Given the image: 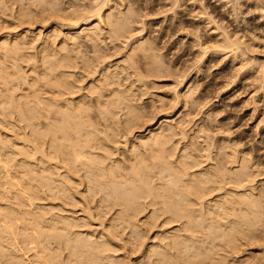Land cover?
Wrapping results in <instances>:
<instances>
[{
  "label": "bare ground",
  "instance_id": "6f19581e",
  "mask_svg": "<svg viewBox=\"0 0 264 264\" xmlns=\"http://www.w3.org/2000/svg\"><path fill=\"white\" fill-rule=\"evenodd\" d=\"M11 2L0 0V264H264L263 173L237 144L222 152L210 127L186 125L194 85L177 89L189 72L172 96L143 103L177 71L148 37L129 46L137 35L113 0ZM35 24L37 34L22 28ZM225 30L220 41L238 51ZM197 41L200 60L224 48ZM179 104L176 118L163 114Z\"/></svg>",
  "mask_w": 264,
  "mask_h": 264
},
{
  "label": "rangeland",
  "instance_id": "374dc122",
  "mask_svg": "<svg viewBox=\"0 0 264 264\" xmlns=\"http://www.w3.org/2000/svg\"><path fill=\"white\" fill-rule=\"evenodd\" d=\"M11 1L14 2L17 0ZM113 1L114 2H111L110 4L112 5L114 14L120 18H123L124 16L123 20H125L129 26L131 25L130 28L133 35H137L133 36L129 40V46L133 42H136L135 40L141 41L143 38L146 39L148 37L151 42L153 52L155 51V58L157 60L159 58V60L164 61L167 66L172 67L171 69L173 71H177L173 76L168 75L166 78L163 77L164 80L163 78L158 79L159 87L151 88L149 90L150 94H146L144 97H141L143 98L142 102H147L151 96H153V98H156L157 95L172 96L174 93H172V84L174 85L175 78L176 80L180 79L178 78L179 74L181 75L185 71L189 72L190 77L188 81H186L184 85L179 86L177 89L180 94H184L188 90L191 83L194 85V97L192 98L196 100V103L192 104L191 102L186 111L189 115H187V118H185V115L184 119L192 122L187 123L186 125H204L208 128L210 127L209 130H211L210 132L212 133L208 131L207 133L211 138V142L215 137L213 141H217L216 143L220 144L221 148L225 147L226 144H237V148L240 152L244 151L245 153H248L254 161L259 163V167L263 175L256 179V185L262 186L264 184V92L262 90L264 82L260 77L259 70L264 67V0H121L122 3H120V0L119 3L117 2L118 0ZM25 3L27 4L26 6H29L34 3V0H18V3L16 2L15 4L25 5ZM16 5H13L15 9L18 7H16ZM63 6L65 8L69 7L68 4L67 6L66 4ZM32 8L35 7L32 5ZM36 9V12L39 10L38 12L42 14L39 8ZM14 12L15 10H13V14ZM207 13L215 17L219 28L207 20ZM10 19H12V21ZM10 19V24L8 26L13 23V18L10 17ZM54 21L51 20V22L46 23V28L42 30L45 34L56 26ZM0 22H2V20ZM64 24L66 25H63V28L61 29L62 33L60 32L61 34H64V32L66 34L67 31H69V29H67L69 28L67 27L68 23L64 22ZM26 26L28 27L22 28L27 29L30 27V31L33 30L36 32L33 34H37L39 29L43 28L40 27L42 26L41 24ZM12 28H14V26H12ZM22 28H17L18 31L14 28L15 30L11 29L10 32L9 27V29L7 28L9 31L6 33L14 34L16 32L17 34V32H21ZM223 30L226 31V34L233 36V39L235 38V40H237L239 38L238 41L240 44H243L244 42L245 44H241L238 51L235 50V52H232L229 49L227 50L225 44L220 41L225 34ZM3 31L4 32L2 33L5 34V30ZM137 33H139V35ZM60 37L62 38V35H60ZM60 37L59 39H61ZM197 38L208 43V45L217 44L218 47L216 45V47L212 45L215 48H219V44L223 43L220 47L224 46V48L210 49L207 52L208 54L204 56L205 58L200 60L201 57L199 56L200 52ZM81 45L79 54H81L82 57L81 55L76 56L79 64L84 62V60L88 62L90 52L87 44L81 42ZM243 46H245V48ZM126 50L127 49L124 51L122 50L117 57H119V59L122 58ZM198 57H200V59ZM194 62L195 64L193 65ZM184 63L188 64L185 65ZM104 66L105 65L102 64V67ZM169 77L174 79H169ZM174 104L175 103H172L171 105L174 106ZM201 104L203 105L201 106ZM151 106L152 104L147 103L145 105L146 111L154 110ZM155 106V110L160 108L159 106L161 105L159 104V101L155 102ZM183 109L184 108L180 109L179 104L178 108L172 110L166 109L169 111H164L163 114H167V116L171 115L172 118L175 114L179 113V110L182 111ZM199 112H201V114ZM197 114L200 115L198 116ZM157 120H161V118ZM157 120L154 123L155 127L159 126L160 123L157 122ZM143 131L135 132L133 135L137 134L135 136L137 138V136L141 134L146 135L149 130L147 132L144 131V133ZM225 131L227 135L225 134ZM219 133L220 135H218ZM132 138H134V136ZM194 142H196L198 147L203 144V142L199 143L198 139H195ZM241 145L242 147H240ZM222 150V152L230 151V149H226V147ZM245 150H247V152ZM79 190L84 192L85 187L83 190V186H79ZM78 215L81 216L82 213L79 212Z\"/></svg>",
  "mask_w": 264,
  "mask_h": 264
}]
</instances>
